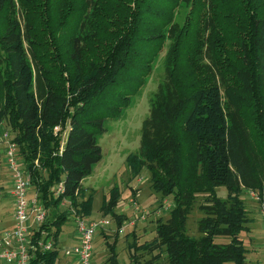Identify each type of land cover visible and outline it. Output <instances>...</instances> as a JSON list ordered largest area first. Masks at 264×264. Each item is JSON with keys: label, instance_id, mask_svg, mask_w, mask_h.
Segmentation results:
<instances>
[{"label": "trees", "instance_id": "obj_1", "mask_svg": "<svg viewBox=\"0 0 264 264\" xmlns=\"http://www.w3.org/2000/svg\"><path fill=\"white\" fill-rule=\"evenodd\" d=\"M183 6L179 26L174 17ZM168 41V83L151 99L140 153L126 164L133 177L149 172L151 190L172 197L173 207L166 222L158 220L153 243L138 246L132 235L131 261L163 249L168 264H248L240 234L250 222L237 196L264 183V0H0V120L47 212L36 238L44 231L58 247L73 214L91 216L82 181L102 159L104 121L129 106ZM223 95L229 108L252 117L256 139L244 152ZM220 187L235 195L227 204ZM199 194L212 205L203 207L196 239L186 222ZM120 196L113 187L101 207L117 226L106 243L109 264H118L126 221L115 212ZM64 202L69 208L61 211ZM218 237L229 243H215ZM59 255L35 251L30 264H56Z\"/></svg>", "mask_w": 264, "mask_h": 264}, {"label": "rangeland", "instance_id": "obj_2", "mask_svg": "<svg viewBox=\"0 0 264 264\" xmlns=\"http://www.w3.org/2000/svg\"><path fill=\"white\" fill-rule=\"evenodd\" d=\"M188 12V8L181 7L175 12L174 23L179 26L182 25L185 16ZM170 42L168 41L163 48V51L157 57L153 64L152 73L147 79L146 83L139 91L137 95L131 97L129 106L124 109L117 119H106L104 121V133L98 136V145L101 149L102 159L93 168L92 173L82 181V199L92 198V213L88 219L91 220H110V225L104 230L97 232L94 238V264H109L107 263L108 249L106 243L111 244L115 240L116 235V222L108 216H104L101 212L103 203L108 199L110 190L113 187H117L121 196L119 198L115 212L118 215H122L126 220H131L134 211L129 204L132 199L143 210L147 212L146 220L144 222L137 223L134 229L128 230L125 234H118L116 239V253L118 264H133L131 256L133 255V249L131 244L133 243V236L136 238V244L141 246L143 244L149 245L156 240V225L158 220L166 222L169 219V213L173 207L172 197H163L154 193L151 190L150 173L146 170L133 177L127 164V157L131 154H139L141 147V135L143 122L150 116V103L151 99L158 93L159 88L168 83V65L166 63V54ZM27 49L26 43L24 44ZM28 62L31 63L29 54L27 55ZM205 63H209V60L205 58ZM223 92V87L221 85ZM223 107L227 114L228 124L235 127L239 139L242 142L243 152L244 145H247L248 141H254L256 134L255 129H252V120L249 121L250 114H246L244 110L234 111L229 108L226 98L222 97ZM249 112V111H248ZM250 116V118H249ZM252 136V137H251ZM252 138V139H251ZM13 135L7 124V120H0V184L2 181H10L11 176L7 168L5 161V152L10 143H12ZM256 146V145H255ZM10 183V182H9ZM12 184V182H11ZM8 184L6 188H0V232L7 228L8 225L4 224L6 220L11 222L12 213L14 208V201L11 196L12 185ZM264 186V183L262 187ZM244 187L241 189L237 198L242 203L247 212V219L250 222L248 216L249 201L254 202L247 194ZM217 196L223 200L226 204L230 202L231 198L235 195L229 196L228 191L223 188L216 189ZM32 190L29 191L28 196L32 198L34 196ZM251 199V200H250ZM171 206L168 208L167 206ZM210 197L207 194H199L195 198V202L192 206L190 214L186 222L187 235L200 238L202 234L199 231V221L206 217L203 207L211 206ZM167 207L168 210H165ZM259 213L264 211V206L257 205ZM69 208V204L64 202L61 211ZM262 215V214H261ZM263 218V217H262ZM264 226V218L261 222ZM249 224H247V230L240 234V239L243 245L246 243V237L249 231ZM76 225L74 219H70L62 227L61 239H66L76 235ZM262 231H264L261 228ZM77 240L72 239L68 246L75 244ZM217 244H228L229 239L225 237H218L215 239ZM245 247V246H244ZM245 249H247L245 247ZM251 251L247 250L249 255L248 264H254L253 255ZM140 264H168L167 257L163 249H156L152 251L138 252ZM160 257L155 259V256Z\"/></svg>", "mask_w": 264, "mask_h": 264}, {"label": "built area", "instance_id": "obj_3", "mask_svg": "<svg viewBox=\"0 0 264 264\" xmlns=\"http://www.w3.org/2000/svg\"><path fill=\"white\" fill-rule=\"evenodd\" d=\"M5 158L11 176V196L14 201V210L13 227L0 233V264H30L35 251H59L63 257L73 258L76 264H94V238L97 232L110 225V220H91L73 214L77 242L68 247H57L53 238L44 231L41 232L39 238H36L34 233L44 223L47 212L39 206L36 195L32 198L28 196L30 184L18 166L15 144L8 145ZM58 192H61V188L58 189ZM246 193L253 201L264 206V186L261 192L247 190ZM129 204L134 214L131 220L123 222L118 229L119 234H125L128 230L134 229L137 223L144 222L147 218V212L135 201L131 199ZM167 207L164 209L168 210ZM261 213L264 218V211L262 210Z\"/></svg>", "mask_w": 264, "mask_h": 264}, {"label": "crops", "instance_id": "obj_4", "mask_svg": "<svg viewBox=\"0 0 264 264\" xmlns=\"http://www.w3.org/2000/svg\"><path fill=\"white\" fill-rule=\"evenodd\" d=\"M9 182L6 180L2 181L0 184V188H6L8 184H11V179ZM247 190H252V189H247ZM253 191L261 192V189L260 190L253 189ZM257 205H259L257 202L249 201L247 211H248V216L250 218V224H249L250 227L248 231L249 233L246 237V243L244 244V246L247 248L246 250L251 251L250 253L253 255L254 264H264V231L261 230V228L263 229L264 226L261 223L263 221L261 215L262 213L261 214L259 213V209L258 207H256ZM3 223L8 225V227L3 229L2 231L11 229L13 227V213H12L11 222H9L8 224V221L6 220V222ZM73 238L77 240L76 235L74 237L69 236L66 239H61V234H60L58 239V247H68V244L71 243ZM246 257H247L246 260L249 262L250 259L249 255L246 254ZM93 258H94V251H93ZM56 264H76V262L73 258H66L60 254Z\"/></svg>", "mask_w": 264, "mask_h": 264}]
</instances>
